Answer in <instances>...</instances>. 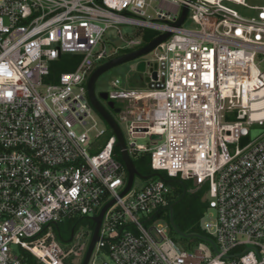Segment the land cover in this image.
Instances as JSON below:
<instances>
[{
	"label": "built area",
	"instance_id": "1",
	"mask_svg": "<svg viewBox=\"0 0 264 264\" xmlns=\"http://www.w3.org/2000/svg\"><path fill=\"white\" fill-rule=\"evenodd\" d=\"M255 1L0 0V264H74L113 199L89 264L100 252V264H264V0ZM123 25L171 34L145 60L147 71L157 64L148 89L117 78L108 92L129 120L131 157L147 152L168 175L121 195L128 171L87 85L120 50L144 46ZM55 62L72 69L53 72ZM174 178L205 188L215 220L201 224L213 244L182 248L155 221L173 205ZM78 216L94 227L63 239L59 224Z\"/></svg>",
	"mask_w": 264,
	"mask_h": 264
},
{
	"label": "water",
	"instance_id": "2",
	"mask_svg": "<svg viewBox=\"0 0 264 264\" xmlns=\"http://www.w3.org/2000/svg\"><path fill=\"white\" fill-rule=\"evenodd\" d=\"M187 12H188V7L185 6L183 9V13H182L181 18L175 23L176 26H180L183 23V21L185 20V18L187 16ZM170 34H171L170 32H166V33L157 35L154 39H152L150 42H148L146 45L142 46L141 48L135 49V50L130 51V52H126L124 54H121L119 56H116V57L106 61L105 63H103L102 65H100L99 67H97L93 71V73L91 74V76L88 80L87 89H88V95H89L90 101H91L92 105L94 106V108L96 109V111L99 113V115L103 118V120L106 122V124L112 130V132L116 135V137H117L116 146L121 151V158H122V160L126 166V169L128 171L127 185H126L124 191L121 193V195L126 194L130 190L136 176H138L142 179H149L152 177V175H142L139 172V170L137 169V167H136V165H135V163H134V161H133V159H132V157H131L128 149H127L126 140H125L123 131H122L119 123L117 122V120L114 118V116L111 114V112L106 108V106L101 102V100L97 96L96 88H95L96 81L101 74H103L107 70L113 68L114 66H117L119 64L131 61L134 59H137V58L153 51L160 43L165 41L170 36ZM138 69L140 71H146L147 70L146 62L144 60H141L139 62ZM148 73H151V76L153 78H157V64H153L149 68ZM149 79H150V75L148 74L146 76L145 80L149 81ZM99 95L103 99H106V100L109 99V93L107 91H102V92H100ZM108 105L115 112H120V108L115 106L114 101L108 100ZM152 138L160 139L161 136L160 135H153ZM155 175L159 176V174H155ZM181 183L183 184V181H181ZM186 192H187V190L185 188L182 197L185 196ZM181 199L182 198H180L176 203L180 202ZM114 202H115V199H113L112 201L107 203L102 208L99 215H97L93 218V220L96 223V226H95L91 241L89 243L88 249L84 255V258H83V261L81 264H89L90 259H91L92 254H93V251H94L95 244L99 240V237H100L99 230H100V226L102 223L104 213ZM170 225L178 234H180L183 237H187V238L194 237V238L205 239V240L210 241L213 244L212 240H210L205 235L198 234V233H184V232H182L177 227L175 220H174V205H172L170 208ZM73 236H74V230L72 231V233H71V235L67 241H71L73 239Z\"/></svg>",
	"mask_w": 264,
	"mask_h": 264
},
{
	"label": "rangeland",
	"instance_id": "3",
	"mask_svg": "<svg viewBox=\"0 0 264 264\" xmlns=\"http://www.w3.org/2000/svg\"><path fill=\"white\" fill-rule=\"evenodd\" d=\"M249 2L258 3L255 0H249ZM231 5L233 8L237 9L239 12L245 13V14L247 13L245 8L238 6V5H234V4H231ZM148 13L153 14V10L149 9ZM185 25H187L189 27L194 26V24L190 18L187 19ZM122 29L126 33H132L133 31L137 30L136 27L134 28V27L129 26V25H123ZM148 30H150L154 33H158L156 30H153V29H148ZM112 38H113L112 39L113 45H116V46L121 45V42L118 40L117 36L113 35ZM130 50L131 49L120 50L119 54L129 52ZM153 57H154V51H151V52H149V53H147V54H145V55H143L137 59L119 64L117 66H114L113 68H111V69L107 70L106 72H104L103 74H101L96 81L95 88H96L97 96L99 97L101 102L106 106V108L111 112V114L114 116V118L119 123L127 142L130 141V136L128 133L129 120L122 119L120 112H115L112 108L109 107V105H108L109 99L108 100L103 99L99 94L102 91L110 92V91L114 90V86H113L112 82L117 78L121 80L120 87L125 89V90L143 91V90L148 89L149 84L145 80L146 76L148 75V71L147 70L146 71H140L138 69V64L141 60H144V61L147 60L148 61V60H151ZM115 102L118 106H122V107H124L127 103V101L125 103H123L122 101H119V100H115ZM102 124L107 126V124L103 121H102ZM103 139H105V138H103ZM136 143L149 145L150 139H148L146 137H139V138H136ZM161 173L166 174L164 171H162ZM159 175H160V172H159ZM145 181H146L145 179H142V178L136 176L135 187L138 188V187L143 186ZM189 186H190V190L195 187V185L192 181H189ZM210 212H213V210L207 209V211L205 213V219L206 220L210 219V220L214 221L215 216L210 215L209 214ZM78 221L80 223V227L82 228V230H84L85 232H90V228H89V224L91 223L90 219L82 218L81 216H78ZM155 221L167 223L166 217H164L162 219H155ZM69 222H70V220H65L64 222L59 224V229L61 231H63L67 237H69V235H70V223ZM170 235L182 248H188L189 245L192 247L193 246L196 247V245L198 243V241H196V240H190V239L189 240H183L179 237L180 234H178V233L175 234L174 232H170ZM86 242L88 243L89 239L86 240ZM12 249L15 252L23 253L20 250L19 246L12 245ZM83 258H84V255L81 258H79L78 260H76L74 264H81L83 261ZM108 260H109V256L105 253L100 252L99 254L96 255V263L97 264H100L102 261H108Z\"/></svg>",
	"mask_w": 264,
	"mask_h": 264
},
{
	"label": "trees",
	"instance_id": "4",
	"mask_svg": "<svg viewBox=\"0 0 264 264\" xmlns=\"http://www.w3.org/2000/svg\"><path fill=\"white\" fill-rule=\"evenodd\" d=\"M137 35H141L143 39V45H146L148 42H150L152 39H154L157 35V33H154L147 28L144 29H138L136 32ZM124 54V53H123ZM121 55V54H119ZM65 57V58H64ZM62 60H67L69 56H64ZM72 69V65L68 64L67 62L61 63V62H55L52 66L53 72H58L62 70H69ZM118 152L119 149L116 148ZM132 159L139 170V172L142 175H152L154 176L157 172L153 170L151 166V159L149 153H133ZM162 172V171H161ZM160 172V176L167 179V174H162ZM159 173V172H158ZM168 183L173 188V192L171 195V205H174V220L177 225V227L184 233H198L202 235H207L206 230L202 227L201 221L203 217L205 216V213L208 209V203L204 199L205 194V188H201L197 191H191L189 186V181L184 180L183 184L181 183V180L179 178L174 179H168ZM187 190L184 197L183 193L184 190ZM180 198L181 201L176 203ZM162 215H164L167 219V222L170 225V210L167 208L165 211L162 210ZM70 230L72 228L75 229V231L78 229L80 223L75 220H70ZM95 223L91 221V226L94 227ZM170 232H174L177 234V232L172 228L170 225ZM183 240H196L199 241V238H187L183 236H179ZM25 257L28 261L32 260L30 254L25 253Z\"/></svg>",
	"mask_w": 264,
	"mask_h": 264
},
{
	"label": "flooded vegetation",
	"instance_id": "5",
	"mask_svg": "<svg viewBox=\"0 0 264 264\" xmlns=\"http://www.w3.org/2000/svg\"><path fill=\"white\" fill-rule=\"evenodd\" d=\"M74 230V233H75V229L74 228H72L71 230H70V235H71V233H72V231ZM61 231V230H60ZM61 235L63 236V239H67V238H69L70 237V235H69V237H67L65 234H64V232L63 231H61Z\"/></svg>",
	"mask_w": 264,
	"mask_h": 264
}]
</instances>
